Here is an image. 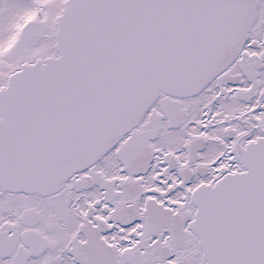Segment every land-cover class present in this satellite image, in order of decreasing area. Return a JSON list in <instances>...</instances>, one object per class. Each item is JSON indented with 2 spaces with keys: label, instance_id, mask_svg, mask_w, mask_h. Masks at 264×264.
I'll return each instance as SVG.
<instances>
[{
  "label": "snow or ice",
  "instance_id": "1",
  "mask_svg": "<svg viewBox=\"0 0 264 264\" xmlns=\"http://www.w3.org/2000/svg\"><path fill=\"white\" fill-rule=\"evenodd\" d=\"M0 264H264V0H0Z\"/></svg>",
  "mask_w": 264,
  "mask_h": 264
}]
</instances>
